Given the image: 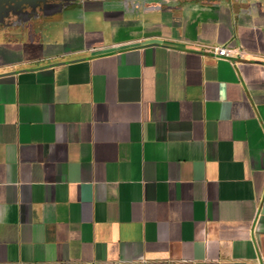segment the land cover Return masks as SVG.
<instances>
[{"label":"crops","instance_id":"1","mask_svg":"<svg viewBox=\"0 0 264 264\" xmlns=\"http://www.w3.org/2000/svg\"><path fill=\"white\" fill-rule=\"evenodd\" d=\"M0 264H264V0L0 15Z\"/></svg>","mask_w":264,"mask_h":264},{"label":"flooded vegetation","instance_id":"2","mask_svg":"<svg viewBox=\"0 0 264 264\" xmlns=\"http://www.w3.org/2000/svg\"><path fill=\"white\" fill-rule=\"evenodd\" d=\"M61 0H0V15L7 16L10 12L28 16L35 14L40 8H51Z\"/></svg>","mask_w":264,"mask_h":264},{"label":"built area","instance_id":"3","mask_svg":"<svg viewBox=\"0 0 264 264\" xmlns=\"http://www.w3.org/2000/svg\"><path fill=\"white\" fill-rule=\"evenodd\" d=\"M209 53H212L214 55H217L218 57L221 58H227L232 61L235 60L236 56H242V52L239 53H234L235 51L231 49L229 46H217V47H212L206 50Z\"/></svg>","mask_w":264,"mask_h":264}]
</instances>
